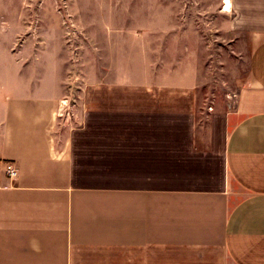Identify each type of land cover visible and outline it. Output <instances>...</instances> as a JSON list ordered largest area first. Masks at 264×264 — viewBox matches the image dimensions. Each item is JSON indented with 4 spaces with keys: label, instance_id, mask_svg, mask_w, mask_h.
I'll use <instances>...</instances> for the list:
<instances>
[{
    "label": "crops",
    "instance_id": "0c3cea01",
    "mask_svg": "<svg viewBox=\"0 0 264 264\" xmlns=\"http://www.w3.org/2000/svg\"><path fill=\"white\" fill-rule=\"evenodd\" d=\"M202 5L171 0L168 34L109 58L81 102L0 57V264H264V0ZM189 28L247 46L232 100L200 99Z\"/></svg>",
    "mask_w": 264,
    "mask_h": 264
},
{
    "label": "rangeland",
    "instance_id": "374dc122",
    "mask_svg": "<svg viewBox=\"0 0 264 264\" xmlns=\"http://www.w3.org/2000/svg\"><path fill=\"white\" fill-rule=\"evenodd\" d=\"M198 1L196 9L203 11L202 0ZM0 3L11 10L0 13V25L5 26L0 32V57L10 58L9 54L19 53V58H27L19 62L18 82L29 83L33 74L34 83H42L43 78L53 74L75 87L70 97L78 102L86 99L84 87L90 84L97 68L103 83L109 58L122 49L125 53L137 51L139 38L166 36L170 30L161 29L160 25L172 20L171 0H0ZM185 10L181 14L184 20L202 26L205 20L202 13ZM179 31H189L198 41L208 43V60L206 64L202 62L200 70V99L232 100L247 78V46L229 42L228 35L226 41H218L213 38L214 30L205 28Z\"/></svg>",
    "mask_w": 264,
    "mask_h": 264
},
{
    "label": "built area",
    "instance_id": "2783aa9c",
    "mask_svg": "<svg viewBox=\"0 0 264 264\" xmlns=\"http://www.w3.org/2000/svg\"><path fill=\"white\" fill-rule=\"evenodd\" d=\"M7 174H8V176H9V178H11V179H13V178H15V177L17 176V172H16V170L13 169V168L7 170Z\"/></svg>",
    "mask_w": 264,
    "mask_h": 264
}]
</instances>
